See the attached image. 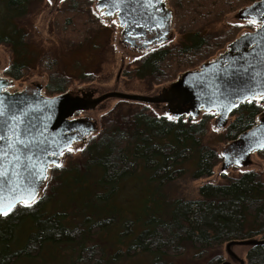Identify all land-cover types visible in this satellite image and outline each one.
<instances>
[{
  "label": "trees",
  "instance_id": "obj_1",
  "mask_svg": "<svg viewBox=\"0 0 264 264\" xmlns=\"http://www.w3.org/2000/svg\"><path fill=\"white\" fill-rule=\"evenodd\" d=\"M42 1L0 0V45L9 50L11 57L4 75L19 80L32 67L45 68L48 74L45 96L52 97L66 92L71 77L56 69L58 62L51 54L34 50L36 46L25 27L24 20ZM176 1L172 3L176 4L173 17L181 32L180 42L145 54L128 74L130 78L164 82L182 71L196 70L206 54L224 39L205 31L212 13L220 17L258 0ZM93 3V0L62 3L64 11L75 17L69 15L64 19L66 25L74 27L70 31L73 34L78 31L77 20L83 26L84 38L75 44L88 43L103 27L91 8ZM83 17H90L91 21H81ZM197 25L201 27H194ZM58 32L57 36L69 44L64 30ZM196 57L198 61L189 65ZM171 66L175 74L168 75ZM90 79V75L84 78ZM135 104L138 103L119 101L102 116L99 133L87 141L80 155L68 166L51 168L40 198L31 207L19 205L6 216H0V264H16L24 258L41 261L56 251H48L49 248L78 240L77 234H83L81 240L92 230H96L97 237L113 224L124 228L125 233L119 236L131 233L128 228H134L133 222L120 219L119 214H113L105 222L98 215L82 216L78 222L74 216L72 223L63 222L65 217L57 210L61 185L72 187L78 183L81 188L91 181L101 192L84 202L93 204L96 210L102 209L107 201L113 203L114 210H119L116 205L122 202L121 193L134 191V195L142 194L139 201L151 214L144 219L139 233L129 238L127 255H123L129 259L124 264H175L176 259L188 252H192L193 260L194 255L201 256L198 260L202 259V264H220L223 261L217 252L223 244L251 242L256 237L264 242V182L255 172L242 173L224 184H205L198 189L199 199L195 201L169 197L168 187L173 181L182 177H210L220 163L215 147L203 142L211 115L203 114L197 121L171 119ZM262 111L261 105L254 101L235 108L229 115L233 120L225 129L223 142H232L249 130ZM27 220L31 222V230L22 246L13 249L10 245L15 230ZM96 245L99 254H85L81 250L73 264H108L113 255L108 259L101 242ZM119 258L115 256L116 260ZM246 260V264H264V245H251Z\"/></svg>",
  "mask_w": 264,
  "mask_h": 264
},
{
  "label": "rangeland",
  "instance_id": "obj_2",
  "mask_svg": "<svg viewBox=\"0 0 264 264\" xmlns=\"http://www.w3.org/2000/svg\"><path fill=\"white\" fill-rule=\"evenodd\" d=\"M64 0H43L38 5L29 17L24 20L25 27L27 28L31 42L36 46L35 51L39 54L42 52H48L58 62L56 69L65 76L71 77V84L68 86L66 92L72 96L82 97L90 95L91 99L99 97L108 93H117L128 96H144V97H158L161 95L162 90L170 86L175 82L183 72L193 71L192 69L182 71L176 76H170V80L159 82L152 79L139 80L130 78V74L137 64L141 61L145 54L165 46H173L180 42L181 32L178 29L177 23L174 22V10L175 5L172 3H178L176 0H165V8L170 13V19L166 23V33L164 37H160L155 43H148V45L136 44L135 38H132V44H130L123 36V28L119 26L117 22L116 14L106 15L104 12H100L95 8L97 0H93L91 8L95 15L99 17L100 23L103 27H99L95 37L91 41L84 44H75L82 41L84 38L83 26L80 25L78 20L76 24L78 31L72 33L70 29L74 27L68 26L64 23V19L71 16L75 19L73 14L67 13L62 8ZM188 3L189 0H183ZM199 1V0H197ZM246 7L239 8L235 11L227 12L218 17L212 13L211 23L205 27V31L209 30L210 33L218 34V36L224 38L213 49L206 54L205 61L197 66L196 70L200 68L202 64L209 63L222 56L224 53L229 52L230 44L239 36L249 34L254 31L259 23L248 16H241L240 13ZM86 17H83L81 21H84ZM88 22L91 18L86 19ZM251 21H255L252 23ZM63 26V27H61ZM196 28L201 25L194 26ZM64 30L66 37L70 38V43L63 42L58 36V31ZM140 39V38H138ZM72 48V50L68 49ZM209 54L211 56L207 57ZM11 57L9 50L0 45V77H4L7 82L6 93L13 94L20 91H36L38 90L45 95L44 87L47 84L48 74L45 68L32 67L27 71L23 77L19 80L12 79L4 75L5 69L10 64ZM198 61L196 57L193 61L188 62L191 65L193 62ZM168 75L175 74L173 66L167 73ZM88 75L91 76L90 80H84ZM65 92V93H66ZM119 101L115 98L107 99L101 104L97 105L93 109L78 112L74 116V120H83L93 126V131L80 138L79 141H75L70 147L71 151H65L59 158L58 164L61 166H68L74 159H76L88 140L97 135L100 131V119L109 110L113 109ZM254 102L261 105L263 111L257 118L256 122L264 118V101L260 98H255ZM140 108H146L148 112L155 113L165 118L177 119L176 116L171 114V107L173 105L168 104H135ZM170 109V110H169ZM206 112L201 111L197 117L183 116V120L190 119L191 121H197ZM211 115L208 122L207 131L204 134V143H208L215 147L220 156V163L213 169V175L210 177H204L200 179H193L190 177H182L173 181L169 187V197L174 199H181L184 201H195L199 199L198 189L205 184H224L229 179L236 178L245 172L257 173L261 180L264 182V150L251 153L246 160H240L238 154L227 151L228 146L232 142H223L222 137L225 133L226 127L233 120L232 117H227V121L223 126H218L217 114L214 112L207 113ZM227 153V155H226ZM224 157L226 163H229L225 167ZM57 210L65 217L64 223H72L71 218L78 222L82 216L92 215L95 217L98 215V219L101 221L109 220L112 215L119 214L120 219L131 220L134 228L131 226L128 228L132 230L127 236H119L125 233L124 228L119 225H110L107 227V231L97 234L96 230L88 232V234L79 240L83 234H77L78 240L71 242H65L61 245H55L52 248H47L50 252L44 256L41 261L31 258H24L17 261L16 264H73L78 258V253L90 252L98 253L97 241L101 242L103 251L108 257L111 256V260L107 261L108 264H124L129 258L123 257L127 255V247L129 244V238L136 235L140 231L141 224L148 219L151 214L144 209L143 204L139 201L142 199V194L137 193L134 195V191L121 193L122 202H117L119 210H114L113 203L107 201L102 209L96 210L91 203L84 202L87 197L93 196L96 193H100L101 189L98 188L93 181L86 182L81 188L78 183H74V186L67 187L61 185ZM43 190V189H42ZM40 192V195L42 193ZM128 199H132L131 202H127ZM57 199L55 198L54 202ZM85 205V206H83ZM24 206V205H20ZM82 207L80 209V207ZM145 219V220H144ZM74 228V226H73ZM31 230V222L25 221L22 226L15 230L13 243L10 245L13 249H19L27 235ZM129 230L127 232H129ZM124 231V232H123ZM74 234L71 235L73 237ZM119 236V237H118ZM258 238H254L251 241H260ZM78 241L81 242L78 243ZM251 245L246 242H233L223 244L218 255L221 256L222 261L220 264H246V254ZM192 252L184 253L179 259L175 260V264H190L189 259L192 257ZM109 254V255H108ZM115 256L120 257L115 259ZM199 255H194L193 263L202 264V258ZM97 256H92L95 259ZM198 257V258H196ZM132 259L131 262L132 263Z\"/></svg>",
  "mask_w": 264,
  "mask_h": 264
},
{
  "label": "water",
  "instance_id": "obj_3",
  "mask_svg": "<svg viewBox=\"0 0 264 264\" xmlns=\"http://www.w3.org/2000/svg\"><path fill=\"white\" fill-rule=\"evenodd\" d=\"M95 8L106 15L116 14L123 36L130 44L132 38L160 29L169 19L165 0H97ZM240 15L257 21L259 26L235 39L229 52L197 70L181 74L158 97L108 93L91 99L90 95L77 97L68 92L48 97L38 90L9 94L5 92L6 79L0 77V111L4 113L0 115V136L12 135L10 129L15 133L13 140H0V151L7 153L0 156L3 172L0 196L10 199L14 193L33 192L37 202L60 156L94 130L86 121L74 120L75 114L93 109L107 99L171 104L169 110L176 118L197 117L201 111L214 112L218 126H223L235 108L264 93V0L254 2ZM17 139L21 143H14ZM9 143L13 144L11 148ZM260 144H264V118L232 141L227 151L236 152L240 160H246L251 153L264 150ZM14 156L18 159H13ZM226 162L224 157L225 167L229 165ZM19 205L23 202L18 200L13 209ZM244 242L264 245L262 241Z\"/></svg>",
  "mask_w": 264,
  "mask_h": 264
},
{
  "label": "snow or ice",
  "instance_id": "obj_4",
  "mask_svg": "<svg viewBox=\"0 0 264 264\" xmlns=\"http://www.w3.org/2000/svg\"><path fill=\"white\" fill-rule=\"evenodd\" d=\"M251 22L255 23V21H251ZM259 98L264 99V93H261ZM3 114H4L3 111H0V115H3ZM9 131L12 132V135L0 136V140H5V139L13 140L15 133L13 132L12 129H10ZM14 143L19 144L21 143V141L17 139V140H14ZM12 146H13L12 143L8 144V148H11ZM259 146L264 147V144H260ZM69 151H71V149H69ZM6 155H7L6 152L0 151V156H6ZM13 159H18V157L14 156ZM56 166L59 167V164H57ZM0 169H2V165H0ZM2 175H3V172L0 171V176ZM18 200L22 201L25 207H31V205L36 202V196L33 192L21 193L19 195L14 193L10 199H5L3 196H0V216H5L9 212H11L13 208L15 207V204Z\"/></svg>",
  "mask_w": 264,
  "mask_h": 264
},
{
  "label": "flooded vegetation",
  "instance_id": "obj_5",
  "mask_svg": "<svg viewBox=\"0 0 264 264\" xmlns=\"http://www.w3.org/2000/svg\"><path fill=\"white\" fill-rule=\"evenodd\" d=\"M165 33H166V24H164L160 29L157 28L156 31H153V32H150V33L146 34V36H144L143 38H140V39L135 38V41L138 40L136 42V44L140 42V44L146 46V45H148V43L151 44V43L157 42V40H159L160 37H164L165 36L164 35Z\"/></svg>",
  "mask_w": 264,
  "mask_h": 264
}]
</instances>
